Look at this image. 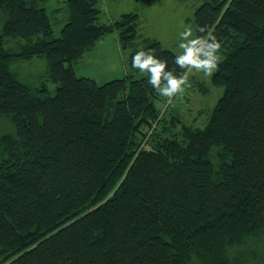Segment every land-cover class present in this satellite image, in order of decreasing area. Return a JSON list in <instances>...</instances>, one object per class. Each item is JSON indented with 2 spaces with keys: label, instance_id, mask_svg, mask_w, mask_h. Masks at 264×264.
Returning a JSON list of instances; mask_svg holds the SVG:
<instances>
[{
  "label": "trees",
  "instance_id": "1",
  "mask_svg": "<svg viewBox=\"0 0 264 264\" xmlns=\"http://www.w3.org/2000/svg\"><path fill=\"white\" fill-rule=\"evenodd\" d=\"M43 1L0 0V264H264V0L194 11L195 34L221 42L211 79L223 93L203 127L165 118L167 96L132 67L141 49L176 75L188 67L137 39V12L105 22L103 0H66L52 37ZM111 32L127 73L77 75ZM34 55L52 94L10 69Z\"/></svg>",
  "mask_w": 264,
  "mask_h": 264
},
{
  "label": "rangeland",
  "instance_id": "2",
  "mask_svg": "<svg viewBox=\"0 0 264 264\" xmlns=\"http://www.w3.org/2000/svg\"><path fill=\"white\" fill-rule=\"evenodd\" d=\"M202 0H103L100 4L102 15L100 21H111L118 18L123 12L134 11L139 15L137 28L138 38L149 37L159 41L163 48L179 54V32L185 25L192 26L194 11ZM41 5L46 9L52 24V37H57L60 28L66 22L68 8L66 0H45ZM193 27V26H192ZM115 33V32H114ZM195 34V31H194ZM196 35V34H195ZM108 38V37H107ZM92 47L90 53L78 60L75 73L93 77L98 83L108 81L112 77L122 75L121 61L114 58L116 47L113 43ZM6 46L13 47V39H8ZM128 55V50L122 49ZM86 56V57H85ZM112 61V62H110ZM10 69L16 77L29 86H45L49 93H54L56 83L48 76V66L42 56L34 55L26 59H15ZM121 73V74H119ZM213 73V72H212ZM210 74L203 70H196L188 66L187 77L183 92H176L166 97L161 107L162 111L169 104L165 118L178 116L181 122L197 127H203L212 112L213 107L223 93V86L213 83ZM0 127L6 129L7 122L0 119ZM179 124L169 129L177 132ZM257 251L264 256V245L259 244ZM262 246V247H261Z\"/></svg>",
  "mask_w": 264,
  "mask_h": 264
},
{
  "label": "clouds",
  "instance_id": "3",
  "mask_svg": "<svg viewBox=\"0 0 264 264\" xmlns=\"http://www.w3.org/2000/svg\"><path fill=\"white\" fill-rule=\"evenodd\" d=\"M200 32L204 26H199ZM178 47L182 49L175 56V63L184 66H191L196 70H203L205 74L212 73L217 68L221 42L215 35L208 34L205 39L194 34V28L185 25L179 32ZM132 67L140 69L147 74L148 83L162 96L170 97L176 92H183L187 82L184 73L176 75L171 69L166 68V61L155 56L151 51L141 49L132 55ZM163 81V83H162Z\"/></svg>",
  "mask_w": 264,
  "mask_h": 264
},
{
  "label": "crops",
  "instance_id": "4",
  "mask_svg": "<svg viewBox=\"0 0 264 264\" xmlns=\"http://www.w3.org/2000/svg\"><path fill=\"white\" fill-rule=\"evenodd\" d=\"M103 41H106L105 44L109 43V46H112L113 43H114V45L116 47V49H115L116 50V54H114V58H119V60L121 61V64H122L121 65V69H120L122 71L121 72L122 75H119V77L123 76L125 73H127V54H124V51L121 49V47L119 45V42H118L117 34L114 33V32L106 34L105 36H103L102 38L97 40L93 47L96 48L97 45H103ZM88 53H90V52H88ZM110 62H112V61H110ZM75 65L76 64H73L74 71L76 69ZM121 73H119V74H121ZM77 75H79V74H77ZM82 76H86V75H82ZM91 78H93V77H91ZM112 78H117V77H112Z\"/></svg>",
  "mask_w": 264,
  "mask_h": 264
}]
</instances>
